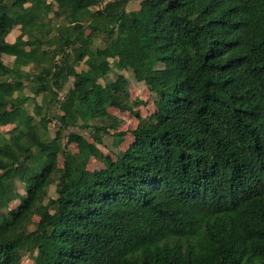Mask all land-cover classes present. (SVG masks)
<instances>
[{"label": "trees", "instance_id": "1", "mask_svg": "<svg viewBox=\"0 0 264 264\" xmlns=\"http://www.w3.org/2000/svg\"><path fill=\"white\" fill-rule=\"evenodd\" d=\"M103 1L0 0V264H264V0Z\"/></svg>", "mask_w": 264, "mask_h": 264}, {"label": "rangeland", "instance_id": "2", "mask_svg": "<svg viewBox=\"0 0 264 264\" xmlns=\"http://www.w3.org/2000/svg\"><path fill=\"white\" fill-rule=\"evenodd\" d=\"M19 33V29L18 28H14L10 34L7 36V39L9 41H13L16 37V35ZM83 65L81 64L78 69H80V67H82ZM129 90H130V96L132 100H138L139 101V105L135 106L134 109L138 110L139 114L141 116H148L150 115L154 110L153 104H152V98L151 95L149 93V91L147 90V88L145 87V85L142 82H137L135 80L130 79V86H129ZM108 111L117 116L120 120L121 123L118 127L119 130L122 129H132L137 125V118L136 116H134V114L127 112V111H121L117 108L114 107H110L108 109ZM8 129H10V126H3L0 127V132H5ZM72 130L75 131H79L81 132L83 135L88 137V131L87 130H83V129H79L77 127H71ZM130 140V139H127ZM110 141L109 137H105V142L108 144ZM128 143L124 144V148L127 146ZM69 148L71 149H75L76 146L75 145H70ZM98 148L103 151L104 153H106L107 155H109L110 157L113 156V151L115 150L114 147H111L110 149L102 144L98 145ZM88 166L91 168H101L103 167V163L100 162L99 160H97L96 158H91L88 162ZM19 191L22 193H25V190L22 186L18 187ZM55 192L53 187H51L48 191V197H55ZM16 201H12L10 203V207L15 205ZM37 216L33 217V220H37ZM22 263L23 264H32V259L29 256H24L22 258Z\"/></svg>", "mask_w": 264, "mask_h": 264}, {"label": "built area", "instance_id": "3", "mask_svg": "<svg viewBox=\"0 0 264 264\" xmlns=\"http://www.w3.org/2000/svg\"><path fill=\"white\" fill-rule=\"evenodd\" d=\"M108 1H113V0H104L103 3H106V2H108Z\"/></svg>", "mask_w": 264, "mask_h": 264}]
</instances>
